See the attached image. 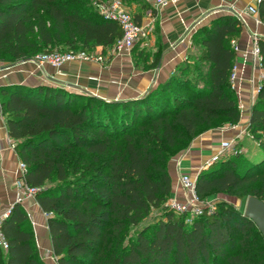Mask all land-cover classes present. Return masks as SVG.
Masks as SVG:
<instances>
[{
	"label": "trees",
	"instance_id": "trees-1",
	"mask_svg": "<svg viewBox=\"0 0 264 264\" xmlns=\"http://www.w3.org/2000/svg\"><path fill=\"white\" fill-rule=\"evenodd\" d=\"M257 7L264 23V0ZM132 13L141 22L143 13ZM241 30L242 20L232 13L200 26L193 34L197 63L185 57L137 97L106 99L65 84H0V110L26 166L25 182L38 187L34 196L47 216L57 264H264L263 235L234 205L220 200L190 222L164 206L174 151L204 129L239 121L231 75L232 40ZM121 34L118 22L90 0H0V56L8 64L54 49L104 51ZM257 42L264 71V37ZM246 129L261 156L234 152L213 159L196 176L198 198L213 190L241 197V187L258 181L249 195L264 200V78ZM162 206L163 218L125 241L129 226ZM0 228L7 240L0 264H46L20 201Z\"/></svg>",
	"mask_w": 264,
	"mask_h": 264
},
{
	"label": "crops",
	"instance_id": "crops-1",
	"mask_svg": "<svg viewBox=\"0 0 264 264\" xmlns=\"http://www.w3.org/2000/svg\"><path fill=\"white\" fill-rule=\"evenodd\" d=\"M254 3L256 0H179L162 8L154 7L147 0L145 4L133 3L134 12L143 13L141 23L148 33L131 48L111 53L110 48L102 51L97 46L93 51L101 54L103 61L73 60L60 69L47 63L39 67L31 59L0 64V84H65L106 99L137 97L166 80L182 59L197 50L193 34L200 26L218 15L235 14L243 20L237 37L236 75L232 81L238 95L240 118L234 124L200 131L171 156L168 162L172 180L170 198L178 199L182 197L181 174L188 173L195 178L209 161L220 158L224 152L222 141L248 133L250 107L259 89L255 80L259 71L254 68L251 53L252 37L255 33L257 37H264L263 21L258 14L247 11V6ZM19 161L8 134L6 117L0 110V214L6 213L21 194L16 186L21 173ZM21 204L32 223L40 257L46 264H57L50 259L53 253L45 212L34 195L24 196Z\"/></svg>",
	"mask_w": 264,
	"mask_h": 264
},
{
	"label": "built area",
	"instance_id": "built-area-1",
	"mask_svg": "<svg viewBox=\"0 0 264 264\" xmlns=\"http://www.w3.org/2000/svg\"><path fill=\"white\" fill-rule=\"evenodd\" d=\"M154 7L162 8L166 7L171 4H176L179 0H148ZM260 0H256V3L249 4L247 6V11L251 14H258V3ZM95 8L105 17L112 19L121 27L122 34L119 36L115 43L110 48L111 53H116L121 51L122 49H129L131 48L136 42L144 39L147 36L148 30L147 27L144 26L141 22L137 21L133 13L127 9L121 0H94ZM241 19V18H240ZM242 20V19H241ZM243 22V20H242ZM257 35L256 33L252 37V58H253V65L255 69H258L259 73L256 75L255 80L258 81V85L260 86L261 81L264 78V71H261V55H260V47L257 42ZM232 43L235 46V49H238V42L236 40H232ZM39 67L43 64H50L58 69H60L65 63L77 60V61H87V60H96V61H103L104 58L101 54H98L94 51L87 52L84 50H51L47 52H40L33 55L31 58ZM236 72L235 67L233 73L231 75V80L235 78ZM233 84V83H232ZM13 144V143H12ZM221 147L223 150L228 149L231 147L230 140H224L221 142ZM25 164L22 161H19V169L21 171L20 175L16 179V186L18 187L21 194L17 196V201H22L24 196L26 195H34L35 192L38 190V187L28 185L24 179V171H25ZM179 182L182 188V192L184 196L182 198L176 199V197L169 198L166 202L167 205L173 208L175 212L183 213L184 210H190L195 212L196 214H200L203 209H213L212 207H203L197 206L196 199L199 198L195 192V178H192L188 173H183L179 177ZM184 198L186 199L185 202L180 203L183 201ZM209 206V205H208ZM181 211V212H179ZM0 214V221L1 218L5 215ZM0 245L3 248L7 247V240L0 228Z\"/></svg>",
	"mask_w": 264,
	"mask_h": 264
},
{
	"label": "rangeland",
	"instance_id": "rangeland-1",
	"mask_svg": "<svg viewBox=\"0 0 264 264\" xmlns=\"http://www.w3.org/2000/svg\"><path fill=\"white\" fill-rule=\"evenodd\" d=\"M121 1H122L123 5L127 9H129L131 12H134L133 3H138L140 5L141 3L145 4V2H146V0H121ZM90 2L94 6V0H90ZM62 48H64V47H62ZM37 53H40V52H37ZM37 53H35V54H37ZM197 54H198V49L195 52H191L186 58L189 62L196 64L197 63V59H196ZM6 63H8V61L3 60L2 57L0 56V64H6ZM257 143L258 142H257L256 138L253 137V135L250 132H248V133L245 132L244 135H242L241 137H236L235 139L231 140V147L228 149H225L224 152L221 154L220 158H223V159L228 158V157L233 156L234 152H239V153L248 155L252 159H257L262 154L261 153L262 151L259 148V146L257 145ZM176 152L177 151H174V154ZM194 177L196 178V176H194ZM54 181H55L54 179L48 180L47 185L52 184ZM253 186H259V182L258 181L251 182L248 185L241 187L239 189L241 197H237L234 194H229L225 191L213 190L206 197L199 198L198 200L196 199V204H197V206H200V207L202 206V208L204 206L208 208V207H212V206L214 207L216 205V203L220 200H225L228 203L237 207L239 210L244 211L246 198L251 191V187H253ZM183 193L184 192H181L182 196H184ZM185 201H186V199L184 198V200L180 201V203L185 202ZM164 206H169V205L164 203ZM163 210H164L163 206H162V208L161 207L153 208V209H151L150 213L143 220L140 221V223L138 225L129 226L127 232L124 234V236L126 238L125 241L128 238H131L133 236V234L135 233L136 229L140 228L142 225H144L146 223H152V222L157 221L160 218H163L164 217ZM179 212H181V211H179ZM175 213L179 214L178 212H175ZM183 214H184V218L186 219L187 222H190L196 215H198L195 212H192L190 210H184ZM50 259L52 261H56L53 254L50 256Z\"/></svg>",
	"mask_w": 264,
	"mask_h": 264
},
{
	"label": "water",
	"instance_id": "water-1",
	"mask_svg": "<svg viewBox=\"0 0 264 264\" xmlns=\"http://www.w3.org/2000/svg\"><path fill=\"white\" fill-rule=\"evenodd\" d=\"M243 214L256 224L264 237V200L253 194L248 195Z\"/></svg>",
	"mask_w": 264,
	"mask_h": 264
}]
</instances>
